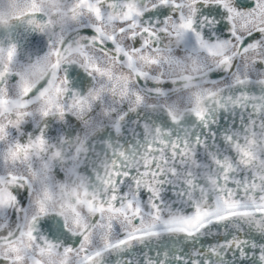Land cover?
Here are the masks:
<instances>
[{
    "label": "snow or ice",
    "instance_id": "6c2138e0",
    "mask_svg": "<svg viewBox=\"0 0 264 264\" xmlns=\"http://www.w3.org/2000/svg\"><path fill=\"white\" fill-rule=\"evenodd\" d=\"M15 5L0 264H264V0Z\"/></svg>",
    "mask_w": 264,
    "mask_h": 264
},
{
    "label": "flooded vegetation",
    "instance_id": "af4514ba",
    "mask_svg": "<svg viewBox=\"0 0 264 264\" xmlns=\"http://www.w3.org/2000/svg\"><path fill=\"white\" fill-rule=\"evenodd\" d=\"M15 0H0V8H2L5 13L11 14L15 9ZM11 25L7 22L0 23V33H5L11 31ZM20 35L18 39L21 42L23 50L28 52H37L44 47L43 42L36 33H26L22 28L18 29Z\"/></svg>",
    "mask_w": 264,
    "mask_h": 264
}]
</instances>
